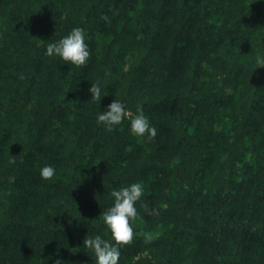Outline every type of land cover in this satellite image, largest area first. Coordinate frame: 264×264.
<instances>
[{
	"label": "trees",
	"instance_id": "1",
	"mask_svg": "<svg viewBox=\"0 0 264 264\" xmlns=\"http://www.w3.org/2000/svg\"><path fill=\"white\" fill-rule=\"evenodd\" d=\"M77 26L85 65L45 54ZM261 57L264 0H0V264H95L84 237L137 181L119 264H264ZM138 105L154 137L130 133Z\"/></svg>",
	"mask_w": 264,
	"mask_h": 264
},
{
	"label": "clouds",
	"instance_id": "2",
	"mask_svg": "<svg viewBox=\"0 0 264 264\" xmlns=\"http://www.w3.org/2000/svg\"><path fill=\"white\" fill-rule=\"evenodd\" d=\"M86 41L85 30L79 26L73 27L66 35L48 43L45 54L53 58L58 57L69 65L83 66L90 56ZM258 65L264 66V57L258 60ZM89 91L91 99H101L99 82L92 83ZM129 113L130 110L126 108L122 100L114 99L107 105L106 110L97 114L96 119L106 130L111 131L129 117ZM130 133L136 137H143L146 134L149 137L156 135V128L150 125L140 105L137 106L136 114L130 120ZM55 172L56 169L51 164L40 168V176L44 180L52 179ZM144 193L145 187L139 181L112 190V204L102 212V222L106 226L109 237L104 238L101 234H95L86 235L83 239V246L94 254L95 264H119L121 249L133 240L135 233L131 221H135L138 216L136 205L138 201H141ZM144 207L147 208L146 205ZM151 239V234H146L144 237L145 243L150 242ZM55 264H63V262L57 259Z\"/></svg>",
	"mask_w": 264,
	"mask_h": 264
}]
</instances>
